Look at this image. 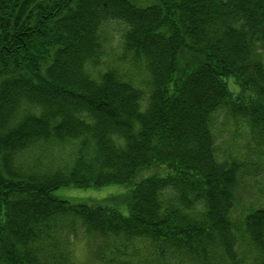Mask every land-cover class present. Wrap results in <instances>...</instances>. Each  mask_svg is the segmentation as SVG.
I'll return each mask as SVG.
<instances>
[{
	"label": "trees",
	"instance_id": "obj_1",
	"mask_svg": "<svg viewBox=\"0 0 264 264\" xmlns=\"http://www.w3.org/2000/svg\"><path fill=\"white\" fill-rule=\"evenodd\" d=\"M114 19L150 72L145 102L115 67L85 70ZM259 46L264 0H0V264H75L80 235L102 238L95 263L125 237L155 260L264 264V189L247 201L246 164L219 156L214 128L224 110L264 147ZM67 139L66 170L20 172L18 154ZM111 183L121 198L53 194Z\"/></svg>",
	"mask_w": 264,
	"mask_h": 264
},
{
	"label": "rangeland",
	"instance_id": "obj_2",
	"mask_svg": "<svg viewBox=\"0 0 264 264\" xmlns=\"http://www.w3.org/2000/svg\"><path fill=\"white\" fill-rule=\"evenodd\" d=\"M126 30L125 23L121 20H109L101 27V43L103 54L97 66L89 62L85 70L91 77L96 78L99 71L107 67H115L119 73L138 88L142 94V102L148 96L150 83V72L143 61L130 60L131 54L124 48L123 35ZM264 62V46L258 48ZM224 110H219L214 117V128L218 131L217 150L219 156L231 154L236 155L244 161L246 166L242 171L243 185L249 190L247 201L257 199L264 189V147H252L246 130L233 126L225 119ZM250 141V142H249ZM79 139H67L64 141L39 142L31 146L29 151L17 155V165L20 172H34L35 174H47L56 169L66 170L69 167L79 147ZM126 187L121 184H107L101 187L77 188L72 186L60 187L53 194L60 198L70 200H103L112 197L121 198ZM112 238V237H111ZM96 241L80 235L72 245L75 264H179L170 258L155 260L147 255V241L128 240L125 237L113 238L112 246H116L123 255L111 253L110 258L101 259L97 262L99 255L95 252ZM117 256V260L113 258ZM110 259V262H108Z\"/></svg>",
	"mask_w": 264,
	"mask_h": 264
}]
</instances>
